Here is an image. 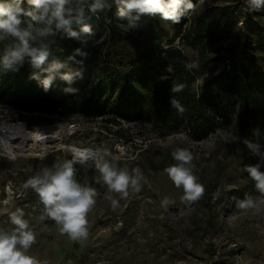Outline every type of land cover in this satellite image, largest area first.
<instances>
[{"label": "rangeland", "instance_id": "374dc122", "mask_svg": "<svg viewBox=\"0 0 264 264\" xmlns=\"http://www.w3.org/2000/svg\"><path fill=\"white\" fill-rule=\"evenodd\" d=\"M192 4L179 23L163 20L159 14L143 15L138 27L130 31L112 5L96 13L90 36L75 42L61 30L49 38L50 47L56 43L66 46L64 50L52 48L67 60L52 64L73 61L76 69L64 66L51 74L56 78L65 72H80L69 84L75 97L85 99L102 87L97 70L125 79L146 70L163 79L177 60L173 53L180 51L193 86L200 89L219 77L214 91L233 105L237 116L203 140L194 141L182 129L167 132L166 124L146 113L128 124L112 113L97 117L69 110L27 112L0 105V120L5 124L25 123L29 129L73 127V134L63 135L61 148L69 144L100 148L110 153L108 159L118 156L119 167L129 171L138 167L143 175L139 190L129 187L125 195L109 192L98 180L95 167L74 164L77 181L88 182L97 196L87 213V239L72 241L59 232L54 221L40 219L43 205L33 189L24 187L42 167L71 159V152L52 147L10 156L0 150V229L11 231L15 226L10 214L22 210L36 234L30 255L47 264H264V212L253 215L239 207L245 195H260L244 170L257 164L259 157L251 155L242 141L258 143L264 151V96L248 85L254 71L259 69L264 75V10L249 11L246 0H192ZM201 26L214 34L211 49L207 38H197ZM5 46L0 41V49ZM77 48L87 56L75 54ZM243 116L248 120L246 130L238 124V117ZM177 148L193 154L194 174L204 186L197 201H184L183 189L166 174L165 169L175 163L172 153ZM41 153H46L44 159ZM260 171L264 172V164ZM109 196L118 206H112ZM165 198L172 201L167 208L162 205Z\"/></svg>", "mask_w": 264, "mask_h": 264}, {"label": "clouds", "instance_id": "9594fccd", "mask_svg": "<svg viewBox=\"0 0 264 264\" xmlns=\"http://www.w3.org/2000/svg\"><path fill=\"white\" fill-rule=\"evenodd\" d=\"M27 3L30 10H25L22 5ZM249 11L264 10V0H246ZM116 5V16L124 21L131 31L138 27V22L143 15L159 14L166 21L179 23L185 13L193 7L192 0H0V41L11 38L0 54V69L16 71L18 65H22L27 58L28 63L35 68L43 65L50 55V37L55 36L61 30L68 38H80L81 34L91 35L92 25L86 21L88 14H96L104 9H110ZM21 17L30 18L26 26L22 27ZM78 26L79 31L73 28ZM82 43H87L86 40ZM75 54L86 57L87 53L77 48ZM72 59V57H69ZM61 63H54L49 68L45 78L38 75L32 78L38 80L42 88L47 91L53 83L51 74L63 68ZM80 72H65L61 79L71 82L74 76H80ZM183 85H175L173 91L179 92ZM65 91L74 92L75 89ZM171 105L178 111L184 108L179 100L172 99ZM255 134V132H254ZM251 155L259 157L255 165L245 166L254 188L260 195H245L239 200V207L253 215L264 212V172L260 171L264 164V151L258 143L247 139L242 141ZM46 153H41L44 159ZM110 155L105 150L96 149H72L71 159H65L62 163L52 167H42L35 172L25 183V188H31L39 197L43 205L44 215L41 220L49 218L54 221L61 234H66L72 241H83L88 237L87 213L96 203L97 191L88 182H79L74 176V164H83L91 160L99 172L98 180L107 186L109 192L127 194L129 187L139 190L143 179L141 170L137 167L129 171L119 167L116 161L118 156ZM175 163L165 169L170 181L183 189L182 199L186 202H194L200 199L204 193V186L198 182L194 174V159L192 152L187 148H177L172 153ZM113 207L118 206V201L108 197ZM172 201L165 198L162 205ZM11 223L15 226L11 231L0 229V264H47L37 257L29 254L30 247L36 241V234L24 218L22 210L17 209L10 214Z\"/></svg>", "mask_w": 264, "mask_h": 264}, {"label": "trees", "instance_id": "16d2710c", "mask_svg": "<svg viewBox=\"0 0 264 264\" xmlns=\"http://www.w3.org/2000/svg\"><path fill=\"white\" fill-rule=\"evenodd\" d=\"M22 7L25 10L31 8L27 3ZM88 15L90 18L86 22L92 25L98 16ZM113 15L111 14L109 19L112 20ZM21 19L25 21V24L21 25L24 27L30 18L21 17ZM103 23L110 25L107 19H103ZM73 28L79 31L78 26L73 25ZM83 36L86 34H81L80 38ZM197 38H207L206 45L211 49L214 34L208 28L201 26ZM72 40L77 42L79 38ZM5 42L8 45L11 43V38ZM52 47L61 50L66 48L59 43ZM52 47L49 57L39 68L31 66L26 58L22 65L17 66L16 71L0 69V105L27 112L69 110L77 115L97 117L112 113L128 124L138 121L146 113L166 124L164 129L167 132H177L182 129L188 131L194 141L203 140L214 134L221 125L231 124L236 116L233 105L224 102L214 91L219 83V77L208 81L200 89L193 86L191 72L187 69L180 51L173 53L177 55V60L170 64L171 73L163 79L146 70L140 71L135 77L125 79L115 73L99 69L96 71V77L102 87L93 89L85 99L75 97L74 92L65 91L71 87L69 82L61 79V75L54 78L50 88L45 91L39 81L32 77L38 75L43 79L49 75L44 69L49 68L54 60L60 62L67 60L64 54H55ZM3 49H0V54ZM75 65L73 61L71 63L67 61L64 66L75 70ZM175 85H183V89L179 92L173 91ZM248 85L264 96V75L259 69L250 76ZM121 88H123L122 92L117 91ZM114 93H116L115 97H113ZM172 99L179 100L184 108L183 112L171 105ZM238 119L240 128L246 130L247 118L243 116Z\"/></svg>", "mask_w": 264, "mask_h": 264}, {"label": "bare ground", "instance_id": "6f19581e", "mask_svg": "<svg viewBox=\"0 0 264 264\" xmlns=\"http://www.w3.org/2000/svg\"><path fill=\"white\" fill-rule=\"evenodd\" d=\"M28 127L25 123L5 124L0 120V150L10 156H15L19 152H45L52 147L68 150L72 154V149L78 148L74 144L60 147L63 143V135L69 131L68 134H73L71 132L73 127L68 126V128L60 125L47 129L38 126L32 129ZM81 165L94 167L91 160H87Z\"/></svg>", "mask_w": 264, "mask_h": 264}]
</instances>
